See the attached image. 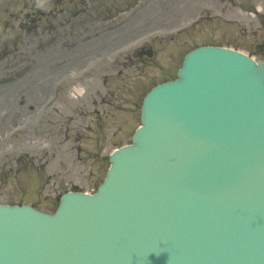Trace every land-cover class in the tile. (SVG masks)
<instances>
[{"label": "water", "instance_id": "water-1", "mask_svg": "<svg viewBox=\"0 0 264 264\" xmlns=\"http://www.w3.org/2000/svg\"><path fill=\"white\" fill-rule=\"evenodd\" d=\"M96 195L0 206V264H264V64L190 53Z\"/></svg>", "mask_w": 264, "mask_h": 264}, {"label": "rangeland", "instance_id": "rangeland-1", "mask_svg": "<svg viewBox=\"0 0 264 264\" xmlns=\"http://www.w3.org/2000/svg\"><path fill=\"white\" fill-rule=\"evenodd\" d=\"M23 1L0 0L2 204L52 213L64 192H95L109 163L92 155L130 143L145 94L190 50L264 59V0Z\"/></svg>", "mask_w": 264, "mask_h": 264}]
</instances>
